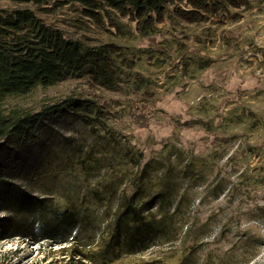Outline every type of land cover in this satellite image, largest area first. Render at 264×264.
Segmentation results:
<instances>
[{
    "label": "rangeland",
    "instance_id": "1",
    "mask_svg": "<svg viewBox=\"0 0 264 264\" xmlns=\"http://www.w3.org/2000/svg\"><path fill=\"white\" fill-rule=\"evenodd\" d=\"M248 2L207 23H183L169 4L164 19L142 37L126 18L120 20L131 28L127 35L95 25L77 3L41 12L83 42L120 44L121 81L111 91L72 77L23 99L24 106L59 105L68 98H89L94 105L88 122L67 110L46 116L23 160L18 153L6 160L11 144L3 140L0 183L9 179L25 186L29 200L44 196L47 205H77L107 221L105 210L113 212L116 198L83 194L96 182L100 192L113 182L117 194L120 188L131 193L134 171L147 162L139 197L145 209L156 206L157 200H147L163 187L167 172L170 210L180 194L188 201L175 215L178 238L163 245L148 240L109 264H264V0ZM13 3L0 0V9ZM217 181L222 190L214 198ZM6 217L20 224L33 219L26 207L8 212L0 199V219ZM204 223L205 237L199 233ZM91 224L73 229L91 233L85 245L55 235L34 242L27 231H9L0 239V264H93L76 254L98 249L106 236L104 227Z\"/></svg>",
    "mask_w": 264,
    "mask_h": 264
},
{
    "label": "trees",
    "instance_id": "2",
    "mask_svg": "<svg viewBox=\"0 0 264 264\" xmlns=\"http://www.w3.org/2000/svg\"><path fill=\"white\" fill-rule=\"evenodd\" d=\"M20 1L30 2L31 6L16 5ZM11 2L14 3L10 9H0V146L3 145V140L11 144L4 156L6 160H10L16 153L20 160L27 156L25 151L39 139L40 123L46 116L67 110L75 118L88 122L90 110L94 105V101L89 98H68L59 105L43 103L40 106H24L23 99H30V95L37 90L56 86L72 77H87L91 84L111 91L117 90L118 82L121 81L117 63V59L123 56L120 44L114 41L96 44L83 42L77 37L69 36L63 28L41 17V12L48 13L59 6L77 3L80 5L81 16L90 19L95 25L104 27L107 31L114 29L113 32L118 35H127L132 33L131 28L120 20L126 18L134 22L137 33L142 37L153 28L155 22L164 19L165 9L169 4L174 5L173 14L181 22L198 23L225 11L228 7L240 8L249 3L248 0H11ZM48 2H52V5H45ZM222 37L224 44L229 45L231 40L223 35ZM138 117H143V114L139 112ZM126 153L125 156H128ZM128 161L135 164V167L139 164L132 157H129ZM147 164L146 162L140 171H134L135 174L130 179L133 185L131 193H126L127 188H120L117 194L118 188L113 182H106L103 192H100L101 189L97 188L96 182L83 194L102 199L101 193H104L107 197L116 198L113 212L105 210V217H110L107 221L103 220L102 214L87 212L77 205L62 207L47 205L44 196L29 200L25 186L12 183L9 179L2 181L0 199L6 203L8 212L26 207L33 219L29 223L20 224L21 222L13 223L10 217L1 218L0 239L5 238L9 231L17 233L27 231L34 242L55 235L60 242L74 241L76 244L85 245L89 240L86 239H91V233L87 236L82 234L80 229L76 232L73 229L77 228V225L92 223L91 225L104 227L106 236L103 237L98 249L90 251L78 249L76 254H82L93 264H109L121 255L135 254L143 244L148 243V240L156 245L175 242L178 238L174 225L175 215L181 211L182 205L188 204V201L184 194H180L170 210V205L173 204L169 190L171 174L167 172L163 179V187L147 200V202L157 200L156 206L153 209L149 207L145 209L139 197L143 195L142 179L148 174ZM184 172H187V169ZM211 190L214 191L212 193L214 198H217L222 190L221 182L217 181ZM108 208L111 209V206ZM199 233L203 237L209 234L206 223L200 226ZM188 261L186 259L185 263Z\"/></svg>",
    "mask_w": 264,
    "mask_h": 264
},
{
    "label": "crops",
    "instance_id": "3",
    "mask_svg": "<svg viewBox=\"0 0 264 264\" xmlns=\"http://www.w3.org/2000/svg\"><path fill=\"white\" fill-rule=\"evenodd\" d=\"M224 14H225V12L222 11V12H219V13L214 14V16H221V15H224ZM211 19H212V17H210L209 19H207V20L205 21V23H207V22L210 21ZM223 21H225V20H223Z\"/></svg>",
    "mask_w": 264,
    "mask_h": 264
}]
</instances>
